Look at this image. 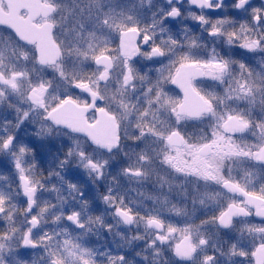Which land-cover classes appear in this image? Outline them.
<instances>
[{
	"label": "flooded vegetation",
	"instance_id": "flooded-vegetation-1",
	"mask_svg": "<svg viewBox=\"0 0 264 264\" xmlns=\"http://www.w3.org/2000/svg\"><path fill=\"white\" fill-rule=\"evenodd\" d=\"M196 3L0 0V264H264V0Z\"/></svg>",
	"mask_w": 264,
	"mask_h": 264
},
{
	"label": "snow or ice",
	"instance_id": "snow-or-ice-1",
	"mask_svg": "<svg viewBox=\"0 0 264 264\" xmlns=\"http://www.w3.org/2000/svg\"><path fill=\"white\" fill-rule=\"evenodd\" d=\"M205 2L208 4V8L206 9L207 11H221L224 10L226 8V6L224 4H220V3H213V0H205ZM249 3L250 0H235V4L232 5L231 7L234 10H238V11H246L249 10ZM217 4L219 6H217ZM237 5H240V7H237ZM192 7H198V4L196 3V0H189V9H191ZM264 11V8H259V7H252L249 10V14L251 15V19L252 21L260 26L261 28H264V18H262V16L260 15V13ZM252 13H255L254 15H252ZM183 13H181L179 8H172L168 13L167 16L168 18H177L179 15H182ZM211 18L205 17L203 15H198L197 16V20L199 22H207L208 20H210ZM216 19H230L233 21V23H235V18L233 17H218ZM246 23V21H245ZM221 33V30L218 29V31H214V30H210L209 31V35L210 36H219ZM225 40L229 43V44H233V43H237L239 41V38L235 35V31H233L232 36H231V40L228 39V37H225ZM259 41V40H257ZM257 41H255L254 43H243L245 45L244 48L246 49H252ZM260 42V41H259ZM242 43L239 44V46ZM15 137H11V140H14ZM9 146V141H5L4 143V147L7 148ZM23 150V149H22ZM69 220L72 219V216L68 217ZM153 223H158L156 221H152ZM228 226V225H227ZM226 226V227H227Z\"/></svg>",
	"mask_w": 264,
	"mask_h": 264
},
{
	"label": "clouds",
	"instance_id": "clouds-1",
	"mask_svg": "<svg viewBox=\"0 0 264 264\" xmlns=\"http://www.w3.org/2000/svg\"><path fill=\"white\" fill-rule=\"evenodd\" d=\"M217 6H219V5L217 4ZM237 7H240V5H237ZM214 31H218V28H215V27H214ZM259 44H260V42L257 41L256 45H259ZM240 47L244 48L245 45L242 43V44L240 45ZM249 50H252V49H249ZM147 55H148L149 57H152V56H159L160 58H164V57L167 55V52H166L164 49H162V48H160V47H157V48L153 49L152 51H150L149 53H147ZM216 67H226V64H225V65H216ZM71 131H72L71 129H67V130H65V133H64V134H65L66 136H69L70 133H71ZM93 146H94V147H97V148L102 147V146H100V145L95 144V142H93ZM108 151L111 152L112 149H108ZM69 155H71V151L69 152ZM79 155H80L81 157H83V156H84V153L81 152V153H79ZM105 163H107V161H105ZM85 167H86V168L90 167V168H92L93 170H95V171H97V172H100V168H101L102 166H99V165H96V164H86ZM97 179H99V176H97ZM34 191H35L34 188H33V189L25 188V194L29 196V200H30V205H29V206H30V207H31V195H32V192H34ZM108 199H109V198H108L107 196L104 197L105 202H107ZM115 215L121 217V218L123 219V222H124L125 224H130V223H132L133 220L135 219L133 216H130V215L128 214V212H122V211L119 209V207H117L116 212H115ZM256 215H258V216H260L262 219H264V211H258V212L256 213ZM72 219H73V220L75 219V215L72 216ZM35 223H36V222L33 221V225H35ZM80 226L83 227V225H80ZM152 226H155V227H157V228H160V227H161L160 224H158V223H153L152 221H149V227H152ZM223 226L226 227V226H227V222H225ZM160 239H163V238L160 237ZM24 264H27V262H24ZM90 264H94V262H90Z\"/></svg>",
	"mask_w": 264,
	"mask_h": 264
},
{
	"label": "water",
	"instance_id": "water-1",
	"mask_svg": "<svg viewBox=\"0 0 264 264\" xmlns=\"http://www.w3.org/2000/svg\"><path fill=\"white\" fill-rule=\"evenodd\" d=\"M58 111H59V109H57L56 112H54V113L51 115V118H53L55 114H57V115L59 114V115L61 116L60 112H58ZM62 111H63V110H62ZM68 113H69V110H67V114H65V117H66V118L70 117V116L68 115ZM233 213H234V211H233V210H230V211L227 213L228 217L230 218V217L233 215ZM189 255H190V253H189L188 250H186V247H184V246H180L179 250L177 251V257H178V258H181V259H188V258H189Z\"/></svg>",
	"mask_w": 264,
	"mask_h": 264
}]
</instances>
